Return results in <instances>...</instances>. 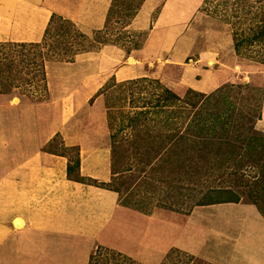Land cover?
Wrapping results in <instances>:
<instances>
[{
	"label": "rangeland",
	"instance_id": "obj_1",
	"mask_svg": "<svg viewBox=\"0 0 264 264\" xmlns=\"http://www.w3.org/2000/svg\"><path fill=\"white\" fill-rule=\"evenodd\" d=\"M78 1L45 0L55 12L73 21V10ZM202 1L158 0L156 7L159 9L154 10V18L158 16V12L164 11V24L156 30L155 43L167 23L180 18L186 19L182 32L183 42H180L186 53L183 59L172 61L174 59L169 53L160 55L158 47L155 46L145 52H139L147 37L148 30H145L140 47L131 48L129 55H126L122 62L134 61L140 70L144 71L146 80L123 84L115 79L114 68L103 72V82L97 91L94 92L87 84L80 86L78 93L77 89H73L72 94H77L78 99L84 103L77 104L76 112L71 114L73 118L66 124L62 122L60 103L63 86H66L67 82H76V73L90 68L88 62L77 58L78 53L73 61H78L79 65L55 57L45 61L48 90L44 94L38 92L39 87L34 86L36 81H33L31 86L19 83L21 88H24L23 94L14 88L15 93L9 96L0 95V177L8 168L35 150L64 151L62 143H65L66 133L70 132L69 134L79 138L81 133L94 129L108 141L110 148L113 147L111 156L114 171L108 186L119 190L120 205L126 209V215L121 221L123 229L120 230V233H124L123 237H116L112 241L120 249L109 247L126 253L142 264H227L229 247L227 244H221V239H218L221 235V221L217 222L215 217L234 213L235 210L228 202L195 204V195L189 196L186 189L174 191L171 185L178 180L166 176L169 177V187V182L164 178L168 171L167 159L164 155L160 157L165 150L158 154L148 150L137 152L126 145H118V141L133 136L138 125L141 129L146 128L145 125L155 124L157 129L166 131L172 116L177 117L178 126H181V130L184 129L189 121V105L184 102V98L189 97L192 90L210 94L228 83L243 85V89L241 88L240 92L233 90L226 95L230 89L226 88L222 92L226 95L224 107L234 106L237 111L238 108L243 110V124L247 126L253 123L256 129L263 131L257 127V122L264 101V37L259 44L253 45L244 53H236L229 25L219 17L200 10ZM219 1L221 0H215L213 3L222 9L223 4L218 3ZM92 31L84 32L91 35ZM112 45L125 53V47L129 46ZM102 47L97 51L102 50ZM13 48L29 50L26 52V59L33 56L39 59L37 48ZM42 51L44 52L45 48H42ZM4 53L6 47H0L2 57ZM134 55L137 58L130 60L129 57L133 58ZM209 61H213V64ZM90 63L94 66L96 62L91 60ZM36 72L39 73L38 68H33L28 74L27 67H24L22 70L20 68L17 76L32 77ZM52 79L53 83H50ZM52 84L54 88H51ZM165 88L176 93L178 100H163L162 97L166 95ZM157 96L165 104L153 107ZM207 106L208 104H202L193 110L204 111ZM174 109L182 110V113L185 110L187 119L184 123L183 116L172 114ZM97 111L100 117L92 123L91 113ZM233 118L237 119L236 115ZM139 131L145 134L144 130ZM56 132H59V137L54 144L46 145V139ZM113 135L115 137H112ZM114 141L115 147L112 145ZM64 152L74 157L73 150ZM246 169L250 172L252 168ZM186 222L189 223L188 227L182 229ZM133 230L139 237L132 238ZM184 233L188 236V243L192 244L189 245L190 249L180 248L174 243Z\"/></svg>",
	"mask_w": 264,
	"mask_h": 264
},
{
	"label": "crops",
	"instance_id": "obj_2",
	"mask_svg": "<svg viewBox=\"0 0 264 264\" xmlns=\"http://www.w3.org/2000/svg\"><path fill=\"white\" fill-rule=\"evenodd\" d=\"M157 1L144 0L129 25L132 29L148 30L138 51L145 52L155 46L160 55L169 53L172 61H180L186 54L180 46L186 19L167 23L155 43L156 30L164 24L163 10L152 19ZM110 2L79 0L72 15L76 25L86 32L101 28ZM53 11L45 0H0V42L40 41ZM126 55L112 44H105L99 52L87 50L76 55L88 62L90 68L77 72L76 82L69 84L64 80L68 84L63 86L60 97L62 122H70L77 104L84 103L77 94H72L73 89L78 93V88L87 84L97 91L103 82V72L114 68L115 79L120 82L145 76L134 61L122 62ZM136 58L134 55L133 59ZM91 60H95L94 66ZM77 62L73 61L79 65ZM99 115V111L92 112L90 121L93 123ZM258 121L257 127L264 131V101ZM69 133L65 135V144L80 146V175L110 181L112 156L108 141L94 129L81 133L79 138ZM67 164L65 155L35 150L0 177V264H88L90 253L98 245L118 248L112 241L123 237L121 221L126 215V209L120 205L119 192L70 178ZM228 203L235 212L215 217L217 222L221 221L218 239L229 247L227 264H264L263 215L252 203ZM188 224L186 222L182 229ZM132 236L139 237V234L133 230ZM187 238L184 233L174 243L188 249L192 244Z\"/></svg>",
	"mask_w": 264,
	"mask_h": 264
},
{
	"label": "trees",
	"instance_id": "obj_3",
	"mask_svg": "<svg viewBox=\"0 0 264 264\" xmlns=\"http://www.w3.org/2000/svg\"><path fill=\"white\" fill-rule=\"evenodd\" d=\"M214 1L203 0L200 10L219 17L229 25L236 53H244L253 45L260 43L264 37V0H221L218 3L223 4L222 9L218 8V4H214ZM143 2L144 0H111L103 26L93 29L91 35L82 31L73 20L53 11L40 41L0 42V47H6V53L3 57L0 55V95L9 96L15 93L14 88L19 89L17 92L23 94L24 88H21L19 83L31 86L33 81H36L34 86L39 87L38 92L44 94L48 90L44 64L47 59L53 57L73 61L77 53L98 50L105 44H115L119 47L129 44L125 47L126 54L129 55L130 49L139 48L141 39L145 37V30L129 27ZM156 8L157 11L159 7ZM13 47L37 48L39 53L36 54L39 59L34 56L26 59V52L29 50H14ZM42 48H45L44 52H41ZM24 67H27L28 74L33 68H38L39 73L37 71L32 77L17 76L20 68L22 70ZM142 80H146V77L127 79L122 83L131 84ZM242 87L243 85L228 83L210 94L192 90L191 95L184 98V102L189 105L187 110L189 121L184 129L181 130V126H178L176 116L169 119L166 131L157 129L158 126L155 124L145 125L143 120L146 128L139 129L138 125L133 136L127 140L120 139L118 145H126L127 148L137 152L148 150L154 154L165 150L160 155V157L164 155L167 159L168 171L164 175L165 180L169 182L167 180L169 177L176 178L178 182L171 185L172 189L174 191L186 189L189 196L197 197L195 204L239 201L252 203L264 217V132L256 129L253 123L247 125L248 127L243 124L245 123L241 117L243 110L238 108L237 111L234 106L227 108L223 104L226 95L233 90L240 92ZM226 88L230 89L224 96L222 92ZM164 91L166 95L162 97L163 100L164 98L171 102L178 100L177 94L169 88H165ZM27 95L31 97L30 94ZM162 102L157 96L153 107L164 105L165 103ZM202 104H208L204 111L193 110ZM171 112L183 116V123L187 119L185 110L183 113L182 110L177 109ZM234 115L237 119L233 118ZM139 130H144L145 134ZM57 137L59 132H56L46 145H53ZM149 143H152L151 146H148ZM112 145L115 147V141ZM62 146L64 151L73 150L74 157L64 151H47L67 156V173L70 178L110 187L109 182L80 175L79 145L62 143ZM112 149L113 147L111 154ZM246 167L252 168L250 171H254L252 175H248L251 173ZM88 264L142 263L119 250L98 245L89 255Z\"/></svg>",
	"mask_w": 264,
	"mask_h": 264
},
{
	"label": "bare ground",
	"instance_id": "obj_4",
	"mask_svg": "<svg viewBox=\"0 0 264 264\" xmlns=\"http://www.w3.org/2000/svg\"><path fill=\"white\" fill-rule=\"evenodd\" d=\"M129 59L132 60L133 58L132 57H129ZM210 62L212 63L213 61H210Z\"/></svg>",
	"mask_w": 264,
	"mask_h": 264
}]
</instances>
